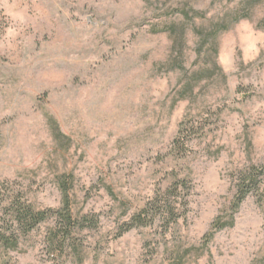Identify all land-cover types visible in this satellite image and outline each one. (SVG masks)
Here are the masks:
<instances>
[{
	"label": "rangeland",
	"instance_id": "1",
	"mask_svg": "<svg viewBox=\"0 0 264 264\" xmlns=\"http://www.w3.org/2000/svg\"><path fill=\"white\" fill-rule=\"evenodd\" d=\"M0 235V264H264V0H0Z\"/></svg>",
	"mask_w": 264,
	"mask_h": 264
},
{
	"label": "trees",
	"instance_id": "2",
	"mask_svg": "<svg viewBox=\"0 0 264 264\" xmlns=\"http://www.w3.org/2000/svg\"><path fill=\"white\" fill-rule=\"evenodd\" d=\"M227 26L225 27V29ZM260 173L257 172L254 166L243 169L239 172L238 182L236 184L237 191L233 200V207L237 208L240 203L245 199V197L250 194L252 191H256L259 188L258 175ZM60 187L63 188L64 185L60 184ZM65 189V187L63 188ZM62 209L58 211L60 218L66 223L71 222V214L68 207V198L66 192L62 191ZM14 214V219L16 223L20 225H26L27 229L34 227L38 222L44 220L46 218L45 211H37L32 207L27 206H18L14 207L12 210ZM137 220V218H134ZM141 222V219H139ZM1 238V235H0Z\"/></svg>",
	"mask_w": 264,
	"mask_h": 264
}]
</instances>
